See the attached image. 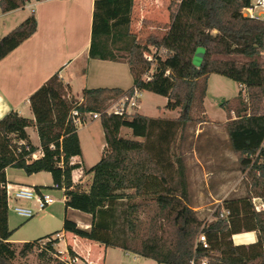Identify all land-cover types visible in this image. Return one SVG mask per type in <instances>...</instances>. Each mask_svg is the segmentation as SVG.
Here are the masks:
<instances>
[{
  "label": "trees",
  "instance_id": "trees-1",
  "mask_svg": "<svg viewBox=\"0 0 264 264\" xmlns=\"http://www.w3.org/2000/svg\"><path fill=\"white\" fill-rule=\"evenodd\" d=\"M249 2L182 0L165 35L150 34L142 42L132 28L135 0H94L89 56L126 62L133 85L127 89L85 88L80 100L70 95L57 71L30 96L34 118L11 111L0 119V264H14L43 239L49 240L42 246L41 256L49 252L57 256L44 264L68 262L59 258L55 248L59 239L52 234L21 244L10 240L14 230L9 225L6 190L9 167L28 175L51 173L53 187L64 192L66 209L92 216L89 228L65 216L64 230L76 236L159 264H190L194 258L204 257L209 264H264V209L258 211L252 203L256 196L264 200V19L243 15ZM25 5L26 0H0L4 13ZM37 25L32 11L2 36L0 60L28 39ZM150 53L151 59L146 56ZM213 73L243 86L220 106L227 115V147L238 156L249 188L245 196L226 197L215 211V219L203 224L190 203L184 157L174 149L184 142L187 127L207 121L205 97ZM135 90L165 96V108L177 110L178 116L107 111L109 103L131 96ZM73 109L82 115L99 113L107 143L101 159L86 170L93 173L88 188L72 177L78 164L71 158L82 153L78 127L70 118ZM31 126L37 130L40 147L30 140L27 128ZM123 127L142 139L122 136ZM39 149L41 156L34 157ZM45 188L50 187L35 186L38 192ZM222 208L229 211L225 217L220 216ZM163 221L174 230L170 237L163 235ZM250 231L257 234L255 242L233 241V235ZM200 232L206 234L208 248L196 244ZM68 251L74 255L71 247Z\"/></svg>",
  "mask_w": 264,
  "mask_h": 264
},
{
  "label": "rangeland",
  "instance_id": "rangeland-1",
  "mask_svg": "<svg viewBox=\"0 0 264 264\" xmlns=\"http://www.w3.org/2000/svg\"><path fill=\"white\" fill-rule=\"evenodd\" d=\"M145 6L148 11L145 18H140L142 7ZM40 4L37 0H28L26 5L15 12L14 20H17L19 25L23 19L22 16H29L31 10L36 11L35 16L40 12ZM177 4L173 0H135L133 9V30L137 32L139 39L145 42L150 34L165 35L171 24V15L176 10ZM93 19V13L89 21V15L86 10L79 19L75 22L74 48L68 49L65 53L66 56H70V51L73 52L82 50L88 40L89 32H91V23ZM13 20V21H14ZM15 25V26H17ZM14 28V27H12ZM70 36V35H69ZM155 50L151 48V51ZM202 49H199V51ZM152 51V53H153ZM151 54V53H150ZM83 59V57H82ZM264 60V56H261ZM199 64V63H198ZM119 69L112 71L111 69H96L93 64L88 69L90 76L89 86H122L129 87L133 83L132 74L129 71V66L126 62L116 64ZM104 74L107 80H93L96 74ZM97 77V76H96ZM92 80V81H91ZM240 89V84L230 78L219 74H211L208 81V90L205 97V109L207 121L203 124H192L184 132V142L175 147L174 151L184 157L187 175L189 177V195L190 203L194 210L197 211L199 218L203 224L210 223L215 219L214 213L218 206L215 199L224 200L230 196H245L249 188V180L247 173L242 171L239 167L238 156L236 154H228L226 160H218L216 156H207L201 153L198 146L201 145L206 137H213V141H220L222 147L224 146V152L229 149L227 147V132L224 122L221 121L225 118V110L220 106L221 101L233 97ZM167 98L163 95L156 94L150 91H143L139 105L135 111L146 114L152 117H176L178 112L176 110H169L165 108ZM114 101L108 104V108L114 105ZM227 119V115H226ZM81 127V126H80ZM202 131L198 137L196 133ZM80 133L83 134L82 127ZM125 136H130L126 133V129L122 132ZM86 137L83 138L85 149L88 148V141ZM98 138V137H97ZM142 139V138H139ZM217 139V140H216ZM197 147V148H196ZM200 147V146H199ZM202 147V145H201ZM194 149H197L199 160L195 158ZM86 164H90V161H86ZM24 170L11 167L9 170L10 178L12 181L19 180V176L26 175ZM33 179L43 186H48L46 192H49L55 199L52 204L47 208L38 211L34 216L30 218H23L16 214L13 210V201H9V219L13 226L14 233L12 235V241L20 242L19 239H25V241H34L39 238L52 234L53 237H57L56 233H65L64 230V218H68L83 223L86 221L88 214L79 210L65 207V196L62 189L53 187V179L50 172L41 171L32 174ZM131 191V190H130ZM252 203L255 206L262 209L264 200L262 197H253ZM28 204H34V201ZM256 209V207H255ZM225 208L220 210L223 212ZM257 210V209H256ZM260 211V210H259ZM166 225L165 221H163ZM164 236L170 237L169 234L173 232V228L168 224L165 226ZM198 237V235H197ZM196 237V241H197ZM239 236H235L234 240L237 241ZM60 248L66 249V241L60 239ZM47 239H43L39 242L40 246L35 248L33 252L29 253L26 257H17L14 264H44L48 258L57 257L56 254L49 252L46 257L41 256L42 246ZM57 244H55V248ZM125 251L118 247H110L107 254V258H99L96 264H159L153 259L137 256L132 252ZM61 255V254H60Z\"/></svg>",
  "mask_w": 264,
  "mask_h": 264
},
{
  "label": "crops",
  "instance_id": "crops-1",
  "mask_svg": "<svg viewBox=\"0 0 264 264\" xmlns=\"http://www.w3.org/2000/svg\"><path fill=\"white\" fill-rule=\"evenodd\" d=\"M39 4L41 7L40 12L36 15L38 21L36 31L6 57L0 60V119L11 111H17L22 116L34 118V113L30 104V96L57 71H59L65 84L69 86L70 95L81 100L85 88L101 87L89 86L90 76L88 69L92 64L96 69L109 68L112 71H117L119 67H117L116 64L124 63L91 58L89 56L91 32H89L88 40L82 50L76 52L72 50L70 51V56L65 57L67 50L69 48H74L73 33L76 28V19H79L83 11L86 10L90 21L94 10V0H40ZM20 9L22 8L4 13L0 6V38L12 30V27L17 25V20H14V13ZM34 13L36 14L35 10ZM147 14L148 11H146L145 6L142 7L139 15L140 18H145ZM26 17L27 16H22V19L24 20ZM262 56H264V52ZM96 76L93 80H107L104 74L99 73L96 74ZM131 86L107 87H122L127 89ZM241 89H243L242 85H240L239 91ZM239 91L235 95H237ZM225 120L226 114L225 118L221 121ZM81 127L84 132L83 134L80 133ZM81 127H78V134L82 153L71 158L73 164H78V167L72 172V177L74 182H81L84 187L88 188L93 173L86 172V170L101 159L106 150L107 143L100 118H88ZM123 129H126V133L130 136L123 135ZM27 132L31 142L40 147V138L36 128L34 126L28 127ZM201 132V130L197 132L196 137H198ZM121 135L134 139L140 138L134 137L132 130L128 127H123L121 129ZM84 137H86V142L88 141L89 145L86 149L83 140ZM210 138L211 139H209V137L205 138L204 142L201 144L202 147L199 145L201 149L200 152L206 154V157L215 155L218 160L222 161L227 159L226 156H228L229 153L234 155L229 149L225 153L223 150L224 146L222 147L220 141L214 142L213 137ZM193 152L195 158L199 160L197 149H194ZM35 154L36 156L34 157L41 156V149L37 150ZM86 161H90V164H86ZM10 169L11 167L6 169L8 184L14 187L26 186L33 189H35V186H43L33 179L34 175H28L26 173H24L26 175L21 174L18 178L19 180L12 181L9 174ZM215 201L219 206L223 200L215 199ZM22 203L26 204L28 202L22 201ZM88 215L85 222L80 223L76 221L77 224L83 228H89L91 226L92 216L90 214ZM9 225L10 228H13L11 219H9ZM59 235L60 239L66 241V249L62 250L60 248V241L57 243L56 249L61 254L59 258L67 260V264H96L99 258H107L110 247H106L102 243L76 236L67 231ZM235 236H239L237 241L234 240ZM232 238L236 244H249L257 240V234L255 231L242 232L233 235ZM10 240L12 241V237ZM19 241L20 242L15 243L21 244L26 242L25 239H19ZM68 247H71L74 251L73 256L69 254Z\"/></svg>",
  "mask_w": 264,
  "mask_h": 264
},
{
  "label": "built area",
  "instance_id": "built-area-1",
  "mask_svg": "<svg viewBox=\"0 0 264 264\" xmlns=\"http://www.w3.org/2000/svg\"><path fill=\"white\" fill-rule=\"evenodd\" d=\"M28 0H26L27 2ZM40 1V0H37ZM176 4L180 3L182 0H173ZM34 11V9L31 10V12ZM242 13L245 17L253 18V19H264V0H250L249 4L245 6L242 9ZM147 58L151 59L152 55L147 54ZM141 91L135 90L134 93L131 96H123L117 101H115L114 105L107 109L108 112H113L117 114H130L133 113L134 109H136L140 102L141 97ZM70 118L73 121V123L80 127L82 126L88 118H100V114L97 112H89L85 115H82L79 110L73 109L70 113ZM36 156V154H34ZM8 200L13 201V210L16 214L23 218H30L34 216L35 213L38 211H41L45 208H47L50 204L54 202V198L51 196L49 192H46V190H43L41 192H38L36 189H33L31 187L26 186H17L14 187L10 184L6 185ZM22 201L25 202H32L34 201V204H24ZM256 209L259 211L261 210L260 207H258V204L255 205ZM262 208H264V205L262 204ZM229 211L224 210L220 213L221 217H225L228 215ZM53 238H60L59 233H57V237ZM49 240V239H47ZM197 245H201L205 248L209 247V242L206 237V234L204 232H200L197 237L196 241ZM44 244L42 243L41 246ZM208 257H204L200 259L199 261L194 258L190 264H209Z\"/></svg>",
  "mask_w": 264,
  "mask_h": 264
}]
</instances>
